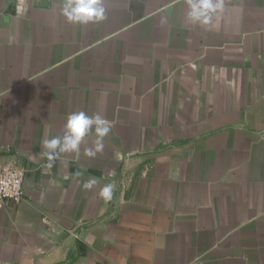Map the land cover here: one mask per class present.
Masks as SVG:
<instances>
[{
	"label": "crops",
	"instance_id": "1",
	"mask_svg": "<svg viewBox=\"0 0 264 264\" xmlns=\"http://www.w3.org/2000/svg\"><path fill=\"white\" fill-rule=\"evenodd\" d=\"M62 4L0 0V165L25 174L0 264H264V0L208 26L188 0H102L84 25ZM79 111L112 122L103 151L49 161Z\"/></svg>",
	"mask_w": 264,
	"mask_h": 264
},
{
	"label": "clouds",
	"instance_id": "2",
	"mask_svg": "<svg viewBox=\"0 0 264 264\" xmlns=\"http://www.w3.org/2000/svg\"><path fill=\"white\" fill-rule=\"evenodd\" d=\"M188 19L193 24L208 26L213 15L223 8V0H188ZM62 15L72 25L100 23L105 19V8L102 0H63ZM112 122L99 114L88 115L84 111L68 115L63 136H53L44 141L45 155L49 161H54L58 153H79L80 146L90 134L95 135L94 148L85 150V156L94 157L104 149V139L111 132ZM95 180L84 184L86 189H91ZM113 184L105 185L100 196L110 201L113 197Z\"/></svg>",
	"mask_w": 264,
	"mask_h": 264
},
{
	"label": "built area",
	"instance_id": "3",
	"mask_svg": "<svg viewBox=\"0 0 264 264\" xmlns=\"http://www.w3.org/2000/svg\"><path fill=\"white\" fill-rule=\"evenodd\" d=\"M24 171L0 165V210L8 205H18L25 198Z\"/></svg>",
	"mask_w": 264,
	"mask_h": 264
}]
</instances>
